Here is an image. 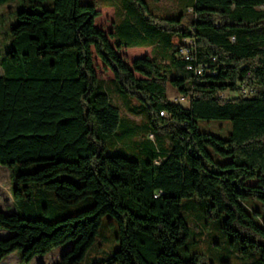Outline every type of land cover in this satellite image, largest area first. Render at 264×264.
I'll list each match as a JSON object with an SVG mask.
<instances>
[{
	"label": "trees",
	"instance_id": "16d2710c",
	"mask_svg": "<svg viewBox=\"0 0 264 264\" xmlns=\"http://www.w3.org/2000/svg\"><path fill=\"white\" fill-rule=\"evenodd\" d=\"M106 6L114 9L109 33L95 24L97 3L52 0L51 8L17 12L0 74V164L44 163L12 174L18 204L31 200L35 184L62 204L88 206L55 220L0 210V229L13 231L0 238V260L18 251L27 263L72 240L61 264H78L109 213L119 245L95 264H201V254L179 252L190 233L182 199L197 196L206 215L223 217L241 254L259 253L249 264H264V0H190L171 17L145 0ZM130 48L150 53L128 62L121 50ZM94 53L119 91L141 102L130 109L148 124L134 123L139 139L123 144L147 156L107 152L125 135ZM168 84L187 106L168 98ZM201 119H228L231 131L202 130ZM249 197L262 202L259 219L244 205Z\"/></svg>",
	"mask_w": 264,
	"mask_h": 264
},
{
	"label": "rangeland",
	"instance_id": "374dc122",
	"mask_svg": "<svg viewBox=\"0 0 264 264\" xmlns=\"http://www.w3.org/2000/svg\"><path fill=\"white\" fill-rule=\"evenodd\" d=\"M118 0H79L81 3H97L101 14L96 19L95 24L102 28L105 32L112 31L114 19L113 7L106 4H116ZM149 8L159 16L171 17L175 16L179 11H185L190 0H145ZM34 5H31L27 0H1L0 1V74L3 72L2 59L5 53L10 49V29L17 21V12L26 8L29 10L40 11L44 8L52 7V0H36ZM150 53L149 48H130L121 50L124 58L131 62L135 57L143 56ZM96 72L99 77L108 80L105 82V90L109 94L111 102L117 105L121 111V120L117 128L118 132L125 136L121 139V144L118 141H109L107 146L108 151L126 149L129 155L147 156L140 146L131 144L126 146L123 144L131 143V140H138L136 136L137 127L133 124L145 126L148 124L146 116H136L132 114L130 106L133 104L139 105L141 102L129 94H122L117 83L110 81L112 73L103 67L101 60L94 53ZM229 95V93H225ZM168 98L174 102H178L184 106L189 104V99L183 97L179 91L168 84ZM199 128L206 130L221 137H227L231 131V121L228 119H211L199 120ZM134 127L133 130L128 128ZM119 145V146H118ZM165 147H168V139H165ZM43 162H32L25 166H6L0 164V210L27 216L38 215L46 220H55L60 216L75 213L86 206V200L82 199L72 204H62L55 198L52 190L39 188L35 184L30 185L31 200L23 198L25 205L18 204L14 197V188L12 187L14 179L13 173L21 171H31L43 165ZM92 199L91 197H89ZM202 200L197 196H192L182 199L181 213L184 216L189 226V236L187 243L184 245L187 251L179 250L180 254L185 259H189L194 254H201V264H249L259 257L257 251H250L247 255L240 253L238 243H231L228 237L224 235L221 224L223 217L211 218L205 214V206L203 203H197ZM192 204V205H191ZM196 204V205H193ZM245 207L251 212L255 218L258 215L255 211L262 212V202L256 197L244 199ZM85 206V207H84ZM118 222L114 216L106 213L102 216L99 225L98 233L94 243L86 251L84 257L78 264H95L102 259L107 258L118 247L119 242L116 239L118 235ZM13 233L9 229H0V238L9 237ZM73 244L72 240H68L43 254L35 255L29 262H22L18 251L11 252L0 260V264H61L62 254L69 249Z\"/></svg>",
	"mask_w": 264,
	"mask_h": 264
},
{
	"label": "built area",
	"instance_id": "2783aa9c",
	"mask_svg": "<svg viewBox=\"0 0 264 264\" xmlns=\"http://www.w3.org/2000/svg\"><path fill=\"white\" fill-rule=\"evenodd\" d=\"M181 53H188V54H192L191 53V51L189 50V49H183L182 51H181ZM242 92L243 93H246V94H250V93H252V90L250 89V88H248L245 84H243L242 85ZM161 114L163 115V114H165L164 112H161Z\"/></svg>",
	"mask_w": 264,
	"mask_h": 264
},
{
	"label": "bare ground",
	"instance_id": "6f19581e",
	"mask_svg": "<svg viewBox=\"0 0 264 264\" xmlns=\"http://www.w3.org/2000/svg\"><path fill=\"white\" fill-rule=\"evenodd\" d=\"M182 54H183V56H185L186 60H188V61H191L193 59L192 54H188V53H182Z\"/></svg>",
	"mask_w": 264,
	"mask_h": 264
},
{
	"label": "crops",
	"instance_id": "0c3cea01",
	"mask_svg": "<svg viewBox=\"0 0 264 264\" xmlns=\"http://www.w3.org/2000/svg\"><path fill=\"white\" fill-rule=\"evenodd\" d=\"M2 260V259H1Z\"/></svg>",
	"mask_w": 264,
	"mask_h": 264
}]
</instances>
